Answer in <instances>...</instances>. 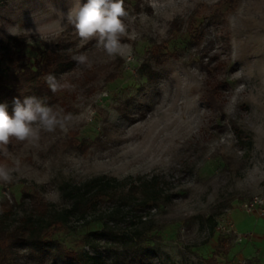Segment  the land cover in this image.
I'll use <instances>...</instances> for the list:
<instances>
[{"label": "rangeland", "instance_id": "1", "mask_svg": "<svg viewBox=\"0 0 264 264\" xmlns=\"http://www.w3.org/2000/svg\"><path fill=\"white\" fill-rule=\"evenodd\" d=\"M76 3L0 0V43L25 39L27 64L45 47L70 59L55 75L69 87L41 100L59 123L0 143L8 176L0 221L11 229L37 203L62 214L99 177L106 197L84 217L65 214L51 238L93 264H233L245 242L217 223L229 213L235 230L251 228L254 217L239 204L264 194V0H124L126 33L114 56L64 19ZM193 16L203 34L197 47L186 28ZM173 25L179 31L170 34ZM164 40L170 55L157 66L147 50ZM82 54L86 63L73 59ZM147 63L158 73L152 82ZM202 63L221 82L218 109L203 99ZM14 251L9 264H50Z\"/></svg>", "mask_w": 264, "mask_h": 264}, {"label": "trees", "instance_id": "2", "mask_svg": "<svg viewBox=\"0 0 264 264\" xmlns=\"http://www.w3.org/2000/svg\"><path fill=\"white\" fill-rule=\"evenodd\" d=\"M194 18V16L191 17L186 28L189 32L193 31V43L197 47L201 43L203 34L197 32L194 28ZM174 31H179V29L173 25L169 33L172 34ZM25 42V39L16 36L0 43V103H7L10 115L13 110L14 97L23 99L27 96H35L45 101L54 99L55 93L51 91L47 84L46 77L49 74L55 76L58 68L70 60L68 56L45 47L41 49L36 62L33 61L31 64H27L24 62L26 59L23 51ZM167 43V40L152 43L147 50L150 59L157 66H160L170 55L166 47ZM216 62L223 63L217 60ZM148 65L147 63L144 67H147L149 72L147 79L152 82L157 78L158 73ZM202 67L209 76L203 99L212 108L218 109L220 105L217 103L219 99L217 92L221 82L207 63H202ZM107 183L108 181L103 180V178L91 179L85 184L88 193H82L73 200L71 207L64 210L62 214L48 215V205L37 203L34 205L35 214L21 217L18 224L11 229H8L0 221V264H9V260L13 258L15 253L14 248L18 246L26 248L27 253L35 260L48 258L50 264H58V261L64 260L70 264H93L97 260L94 256H87L80 250L65 247L62 242L51 238V233L65 228L64 215L67 213L74 212L80 217H84L99 197H106L104 189ZM132 190L131 187L130 191ZM146 194V190L142 191L144 200L147 198ZM142 261L148 263L143 259Z\"/></svg>", "mask_w": 264, "mask_h": 264}, {"label": "clouds", "instance_id": "3", "mask_svg": "<svg viewBox=\"0 0 264 264\" xmlns=\"http://www.w3.org/2000/svg\"><path fill=\"white\" fill-rule=\"evenodd\" d=\"M127 13L124 0H87L76 5L64 14V19L71 24L82 41L95 39L96 46L103 48L110 56L121 52V37L126 33L123 17ZM78 63L87 62L85 55L73 57ZM46 82L53 93L69 85L61 84L56 77L49 74ZM59 123L52 108L46 106L35 96L23 99L13 98V110L10 115L6 102L0 103V143L7 144L10 138L25 140L36 135L33 125H42L51 131ZM0 178L8 179L7 173L0 170Z\"/></svg>", "mask_w": 264, "mask_h": 264}, {"label": "crops", "instance_id": "4", "mask_svg": "<svg viewBox=\"0 0 264 264\" xmlns=\"http://www.w3.org/2000/svg\"><path fill=\"white\" fill-rule=\"evenodd\" d=\"M250 215L254 217L253 226L243 232L236 230L238 233L247 235L248 238L247 242L245 239L240 242L245 243L240 247L237 259L247 264H264V216Z\"/></svg>", "mask_w": 264, "mask_h": 264}, {"label": "built area", "instance_id": "5", "mask_svg": "<svg viewBox=\"0 0 264 264\" xmlns=\"http://www.w3.org/2000/svg\"><path fill=\"white\" fill-rule=\"evenodd\" d=\"M239 208L247 214H256L264 216V194H253L249 198L243 200L239 204ZM217 229L223 234L231 235L236 242H242L247 235L238 233L234 229L230 214H224L217 223ZM233 264H244L241 259H236Z\"/></svg>", "mask_w": 264, "mask_h": 264}]
</instances>
